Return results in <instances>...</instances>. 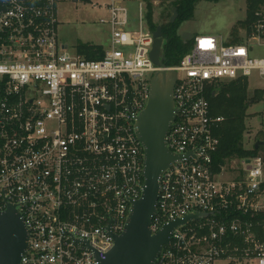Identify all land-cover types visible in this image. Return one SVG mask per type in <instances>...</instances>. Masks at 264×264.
I'll return each mask as SVG.
<instances>
[{"label": "built area", "instance_id": "1", "mask_svg": "<svg viewBox=\"0 0 264 264\" xmlns=\"http://www.w3.org/2000/svg\"><path fill=\"white\" fill-rule=\"evenodd\" d=\"M57 2L5 0L0 13V211L16 206L28 228L20 264L106 259L144 190L136 121L158 70L177 72L166 142L179 158L161 177L152 233L197 216L154 264H264V152L217 168L225 118L209 99L224 81L264 78V5L239 42L195 35L181 63L161 67L141 3L138 28L122 0L104 4L112 46L92 59L60 42Z\"/></svg>", "mask_w": 264, "mask_h": 264}, {"label": "water", "instance_id": "2", "mask_svg": "<svg viewBox=\"0 0 264 264\" xmlns=\"http://www.w3.org/2000/svg\"><path fill=\"white\" fill-rule=\"evenodd\" d=\"M5 9V0H0V13ZM178 17L177 7L173 8L170 21ZM154 45L151 59L161 67L167 65L165 46L167 38L162 25L154 29ZM180 37L187 43L193 33L182 32ZM175 70H158L152 75L150 99L136 121V132L143 145L144 190L137 200L130 201L131 210L127 224L119 235H114L115 244L100 264H154L158 254L171 241L174 228L185 224L197 213L176 219L152 233V218L156 214L161 191V177L179 156L168 149L166 138L175 119L173 89L177 80ZM215 96V92H212ZM264 140H257L254 147L259 149ZM0 211V264H20L22 255L27 253L29 232L16 206Z\"/></svg>", "mask_w": 264, "mask_h": 264}, {"label": "rangeland", "instance_id": "3", "mask_svg": "<svg viewBox=\"0 0 264 264\" xmlns=\"http://www.w3.org/2000/svg\"><path fill=\"white\" fill-rule=\"evenodd\" d=\"M108 0H58L57 14L59 20V40L69 45L71 53H79L83 44L102 45L110 48V26L101 22V18H108L104 4ZM169 0H122L130 11L131 16L139 14V4L144 10V22L149 29L147 15L153 10V18L157 23L165 21V10L168 9ZM96 5V7L94 6ZM247 0H204L197 4L194 16L182 23L179 34L189 31L195 35H220L229 36L237 33L242 26V20L247 15ZM151 7V9H150ZM192 41V39H190ZM193 42V41H192ZM256 54L264 55V47H259ZM250 97L255 96V91L264 90V78L254 74L248 81ZM249 117L247 126L250 129L245 147L251 148L254 141L260 137L264 140V98L253 102L248 108ZM264 152V150H262ZM215 264H230L217 261Z\"/></svg>", "mask_w": 264, "mask_h": 264}, {"label": "trees", "instance_id": "4", "mask_svg": "<svg viewBox=\"0 0 264 264\" xmlns=\"http://www.w3.org/2000/svg\"><path fill=\"white\" fill-rule=\"evenodd\" d=\"M204 0H169L168 9L165 10V21L157 23L153 18V10L147 17L148 24L153 30L162 25L164 35L167 38L165 46L167 65H178L181 63L183 56L191 49L192 41H183L180 37L179 29L182 23L194 16L197 4ZM217 1V0H208ZM247 15L242 20V26L247 27L253 17L254 12L258 7L264 5V0H247ZM177 7L178 17L174 22L170 21L173 13V8ZM151 9V7H150ZM234 42H239L237 33H233ZM79 53H82L87 58L98 59L105 53V48L102 45L83 44L79 47ZM249 85L247 79L224 81L210 89L209 99L211 110L215 115H222L225 120L216 129V134L220 138L219 150L214 155V162L217 168L226 166L235 159H243V157H251L259 154L264 150V145L259 149L254 147H245L247 135L250 129L247 126V118L249 117L248 108L255 101H260L264 98V90H256L255 96L250 97L248 92ZM212 92H215L213 96ZM260 139L257 138V140Z\"/></svg>", "mask_w": 264, "mask_h": 264}, {"label": "crops", "instance_id": "5", "mask_svg": "<svg viewBox=\"0 0 264 264\" xmlns=\"http://www.w3.org/2000/svg\"><path fill=\"white\" fill-rule=\"evenodd\" d=\"M138 20H139V14L137 15V17L131 16V14H130V25H131V28H138ZM187 31H185V32H187ZM67 46H69V45L67 44Z\"/></svg>", "mask_w": 264, "mask_h": 264}]
</instances>
